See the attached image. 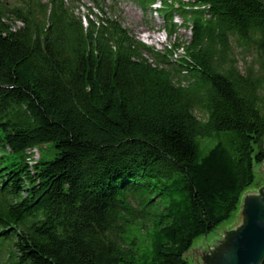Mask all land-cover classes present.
<instances>
[{
	"label": "trees",
	"instance_id": "16d2710c",
	"mask_svg": "<svg viewBox=\"0 0 264 264\" xmlns=\"http://www.w3.org/2000/svg\"><path fill=\"white\" fill-rule=\"evenodd\" d=\"M161 1L170 36L175 14L192 26L164 53L98 1L0 0L8 264H192L195 241L234 222L264 163V0ZM234 44L256 55L245 74Z\"/></svg>",
	"mask_w": 264,
	"mask_h": 264
},
{
	"label": "rangeland",
	"instance_id": "374dc122",
	"mask_svg": "<svg viewBox=\"0 0 264 264\" xmlns=\"http://www.w3.org/2000/svg\"><path fill=\"white\" fill-rule=\"evenodd\" d=\"M92 0H80L81 4L86 6H90V2ZM187 3H193L194 0H184ZM161 1H157V5L152 8H149L147 11H143L134 0H107L105 1V8L110 10L111 7L115 6L117 10V17L124 27L128 28L131 31V35H133L138 41H142L145 43L147 47L153 48L155 51L164 53L167 48H170V45L175 44L176 42H180L182 44L190 43L192 39V32L184 27H180L178 32L174 36H170L167 31H164L165 22L161 16H159L156 12L158 10L159 3ZM4 3L9 4L10 6H15L18 4V0H4ZM82 14H86L87 11L81 8ZM130 12L136 14V17H132ZM93 19L96 20V17L93 16ZM183 18L180 16L175 17V22L179 25L182 23ZM150 32V33H149ZM144 33H149L148 35H144ZM143 34V35H142ZM145 36V37H144ZM232 50V66L239 69L243 74L247 72V69L250 66H253L254 58L256 55L252 51V53H248V51L244 50V48L240 46L233 45ZM183 50H179L178 53H175V58L183 56ZM264 55V51H263ZM173 58V57H172ZM171 58V59H172ZM173 62V60H172ZM255 66V65H254ZM196 114L203 119V114L199 111H196ZM41 155L47 159L48 161H52L55 158V150L51 145L47 148L41 150ZM35 158L39 159L40 155L35 153ZM264 185V174L260 172V167L257 170V178L254 186L251 190H257ZM249 190V191H251ZM247 191V192H249ZM246 192V193H247ZM240 211V210H239ZM239 214V213H238ZM238 215L234 218V222L227 223L223 225V227L219 228L213 234L206 235L202 238H199L194 243V249L204 248L207 244H212V242L218 237L219 233L223 229H227L234 225L237 221ZM194 251H192L188 257L191 258L192 264H196L194 257Z\"/></svg>",
	"mask_w": 264,
	"mask_h": 264
},
{
	"label": "water",
	"instance_id": "95a60500",
	"mask_svg": "<svg viewBox=\"0 0 264 264\" xmlns=\"http://www.w3.org/2000/svg\"><path fill=\"white\" fill-rule=\"evenodd\" d=\"M193 251L196 264H264V185L244 194L233 226Z\"/></svg>",
	"mask_w": 264,
	"mask_h": 264
},
{
	"label": "bare ground",
	"instance_id": "6f19581e",
	"mask_svg": "<svg viewBox=\"0 0 264 264\" xmlns=\"http://www.w3.org/2000/svg\"><path fill=\"white\" fill-rule=\"evenodd\" d=\"M130 15H131L132 17H136V14H134L133 12H130Z\"/></svg>",
	"mask_w": 264,
	"mask_h": 264
}]
</instances>
